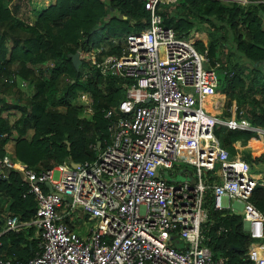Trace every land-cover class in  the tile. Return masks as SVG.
<instances>
[{
  "label": "built area",
  "instance_id": "obj_1",
  "mask_svg": "<svg viewBox=\"0 0 264 264\" xmlns=\"http://www.w3.org/2000/svg\"><path fill=\"white\" fill-rule=\"evenodd\" d=\"M160 1L142 0L146 26L126 34L118 54L96 60L101 46L77 49L102 76L126 80L124 95L100 110L108 139L93 158L75 166L62 159L50 167H19L21 196L31 194L36 206L28 219L8 213L0 234L33 226L36 250L24 261L0 255V264H230L225 256L213 257L206 243L212 222L206 200L213 210L239 214L241 230L256 240L232 264H264V211L249 201L253 185L264 183L213 133L216 122L231 129L252 127L235 118L233 100L224 120L203 109L208 100L217 104L207 93L217 84L214 67L204 51L161 25ZM2 80L25 85L14 72ZM81 99L90 114L91 98ZM5 151L0 176L13 163ZM174 161L192 169H180L185 175L179 180L167 179L175 174ZM230 199L241 202V212L232 210ZM75 211L89 221L81 231L71 226Z\"/></svg>",
  "mask_w": 264,
  "mask_h": 264
},
{
  "label": "trees",
  "instance_id": "obj_2",
  "mask_svg": "<svg viewBox=\"0 0 264 264\" xmlns=\"http://www.w3.org/2000/svg\"><path fill=\"white\" fill-rule=\"evenodd\" d=\"M7 1L0 0V156L11 139L13 163L0 176V197L9 199L3 212L23 220L33 215L36 202L31 194L21 196L25 186L19 184V167L39 169L62 159L93 158L96 147L108 139L107 119L100 110L124 95L126 80L102 76L85 58L74 68L69 53L101 46L96 60L118 54L125 35L146 26L148 13L142 0H54L26 23L10 11ZM156 9L161 25L178 37L191 34L193 47L206 53L208 64L221 66L224 76L216 79L222 81L224 110L234 99L236 118L264 130V0H162ZM46 62V75L42 68L33 69ZM10 72L25 85L3 81L2 75ZM82 95L91 98L89 116L81 115V104L72 103ZM10 110L17 114L12 117ZM213 133L228 153L233 152V140L255 137L252 130L221 123L214 124ZM241 157L250 174L257 172L254 164L264 167V135L261 144L243 148ZM249 201L264 211L263 185H253ZM204 205L212 221L206 242L212 256H225L230 264L240 261L256 241L241 230L240 215L213 210L208 200ZM217 225L225 230L215 233ZM33 230L26 226L0 234L1 249L8 247L5 251L13 255L6 258L24 261L34 254Z\"/></svg>",
  "mask_w": 264,
  "mask_h": 264
},
{
  "label": "crops",
  "instance_id": "obj_3",
  "mask_svg": "<svg viewBox=\"0 0 264 264\" xmlns=\"http://www.w3.org/2000/svg\"><path fill=\"white\" fill-rule=\"evenodd\" d=\"M54 0H8L6 2V6L10 9V11L19 19H21L23 22L26 23H32L33 20L35 19L37 13L44 8L47 5L53 4ZM191 41V40H190ZM42 69L44 71H47V67L45 68L44 66H41ZM39 68V66H33V69L37 71V69ZM224 96L223 94H221L220 92H217V94L214 96L216 97V101L217 98ZM234 101V99H233ZM220 102V101H219ZM235 103V102H234ZM218 105V104H217ZM221 107H223L222 104H220ZM214 107V105L212 106ZM224 110V107H223ZM223 112H225L226 114V118L230 116V112L228 110H224ZM236 113V112H235ZM234 113V116L236 118V115ZM238 119V118H236ZM260 130H259V129ZM247 130H252L255 133V137L247 139L246 141H241L240 139H235L231 142L232 146H233V154H239L240 156H242V150L243 148H247V147H253L256 145H259L263 142V135H264V130L260 127H252L250 129ZM262 130V131H261ZM12 140L8 139L5 143H4V149L8 150L9 152L12 150ZM254 166L257 169V172L254 173V177L257 178L258 180L263 181V176H264V167H260L259 168V164H254ZM259 168V169H258ZM264 186V184H263ZM1 196L0 197V229L3 226L4 223V218L5 216L8 214V212L5 214L3 212V209H5L6 205L9 202V199H6L5 197ZM4 201V203L2 202ZM71 226L74 227V222L71 223ZM20 229V228H19ZM17 229V230H19ZM16 231V230H15ZM1 240V239H0ZM12 251H5L4 249H1L0 246V255L2 258H12L13 255L11 254ZM8 259V258H7Z\"/></svg>",
  "mask_w": 264,
  "mask_h": 264
},
{
  "label": "rangeland",
  "instance_id": "obj_4",
  "mask_svg": "<svg viewBox=\"0 0 264 264\" xmlns=\"http://www.w3.org/2000/svg\"><path fill=\"white\" fill-rule=\"evenodd\" d=\"M190 38L193 39V37L191 36V34H189L187 36V39L189 41L191 40ZM48 63L49 62H46L45 64L42 63V65L40 64L39 68H42L41 66H44L45 68L46 67L48 68V66H50L49 65L50 63L49 64ZM213 67H214V72L216 74V78H218L219 80H222L224 74H223V69L221 68V66L220 65H214ZM42 74L43 75H46L47 74V71H44L43 70L42 71ZM221 82L222 81H219V82L217 81L216 87H214V88H208L207 89L208 95L215 96L217 94V92H220V88L222 86V83ZM27 89L29 90L28 87H27ZM27 89H26V91H27ZM224 98H225L224 96H221V97L217 98V104L218 105L216 104V105H214V107L211 106V104H210L211 101L210 100H208V103L209 104H207V105L205 104V102H203V109L206 112L215 115V117H217L218 119L224 120L226 118L225 117L226 114L222 110L223 107L220 106V104H222V105L224 104ZM72 103L81 104L82 105L81 115L83 114L84 116H89V113L87 111H85V109H84V104H83V101L81 99V96H78V97L74 98L73 101H72ZM10 111L11 112H9V114H12V117H14L17 114V112H15L14 110H10ZM216 123H219V124L221 123L222 124V122H216ZM27 132H30V130H28ZM173 168H174V171H175V174L173 176H170L169 174H168L169 175L168 176L167 173H166V171H164V176L167 175L166 176L167 179H171V180L177 179V180H179V179L183 178L184 175H185L184 173H180V171H179L180 169H184L188 173L192 169L191 165H189L188 163H185L183 161H174ZM220 201H221L222 204L227 203V200H226V197L225 196H221L220 197ZM2 202L4 203V201H2ZM228 202H229L230 206L232 207V210H234L235 212H241V202L236 201L234 199H230ZM72 218H73V221H74V227L76 228L77 231H81V229H82L83 226H87L89 224V221H86L85 220L84 214L81 213V212L78 213V212L75 211L74 214H72ZM173 243L177 245V240H174ZM5 248H8V247H5ZM5 248H4V250H6Z\"/></svg>",
  "mask_w": 264,
  "mask_h": 264
},
{
  "label": "water",
  "instance_id": "obj_5",
  "mask_svg": "<svg viewBox=\"0 0 264 264\" xmlns=\"http://www.w3.org/2000/svg\"><path fill=\"white\" fill-rule=\"evenodd\" d=\"M69 56H70V60H71V63H72V65H73V67L74 68H77V65L79 64V62H80V58L78 57V52H77V50L75 51H73V52H71V53H69ZM259 129V128H258ZM260 130V129H259ZM262 131V130H261ZM264 132V131H263ZM66 148H68V145L66 144ZM76 163L77 162H75V161H72V160H69V164L71 165V166H75L76 165ZM6 171H8L7 169H6ZM230 247H232V248H234V249H239V247L238 246H236V245H230Z\"/></svg>",
  "mask_w": 264,
  "mask_h": 264
},
{
  "label": "bare ground",
  "instance_id": "obj_6",
  "mask_svg": "<svg viewBox=\"0 0 264 264\" xmlns=\"http://www.w3.org/2000/svg\"><path fill=\"white\" fill-rule=\"evenodd\" d=\"M205 104L207 105V104H209L208 102H205Z\"/></svg>",
  "mask_w": 264,
  "mask_h": 264
}]
</instances>
